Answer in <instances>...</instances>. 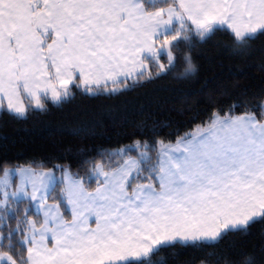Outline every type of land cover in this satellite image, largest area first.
<instances>
[{"label":"snow or ice","instance_id":"obj_1","mask_svg":"<svg viewBox=\"0 0 264 264\" xmlns=\"http://www.w3.org/2000/svg\"><path fill=\"white\" fill-rule=\"evenodd\" d=\"M55 115L0 157V264H264V0H0V122Z\"/></svg>","mask_w":264,"mask_h":264},{"label":"trees","instance_id":"obj_2","mask_svg":"<svg viewBox=\"0 0 264 264\" xmlns=\"http://www.w3.org/2000/svg\"><path fill=\"white\" fill-rule=\"evenodd\" d=\"M218 38L223 39V37ZM202 63L201 80H211L217 77L225 80H244L258 74L256 68L247 66L239 59L218 58L211 46ZM161 83L168 84V82ZM149 87L151 89L156 86ZM181 87L187 93L186 99L190 102L197 99L194 93L198 85L193 83ZM158 95L166 97L167 94L159 93ZM182 98L176 97L175 99L178 101ZM173 106L175 105L169 102L168 107ZM172 116L177 124L186 123L188 119L187 116H181L177 112H173ZM65 126L66 122L59 115L45 118L42 121L32 120L26 123L0 122V157L7 156L14 164L21 165L30 164L33 160L40 162L46 158L54 157L61 151V145H65L71 140V137L62 131Z\"/></svg>","mask_w":264,"mask_h":264}]
</instances>
